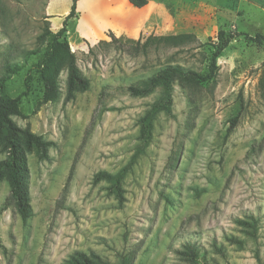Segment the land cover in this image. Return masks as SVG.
Returning a JSON list of instances; mask_svg holds the SVG:
<instances>
[{
	"label": "rangeland",
	"instance_id": "374dc122",
	"mask_svg": "<svg viewBox=\"0 0 264 264\" xmlns=\"http://www.w3.org/2000/svg\"><path fill=\"white\" fill-rule=\"evenodd\" d=\"M47 1L0 0V78L6 65L28 68L44 49L39 36L48 25ZM147 1L154 11L141 41L178 34L193 41L134 55L132 39L114 35L119 42L98 47L71 22L67 41L87 90L64 102L62 70L56 101L42 103L36 84L22 100L13 122L52 146L46 160L27 155L32 217L26 223L0 183V264H64L76 252L110 263L129 254L132 264H264V44L242 36H264V0ZM71 2H54L55 11ZM86 8L83 3L80 10ZM220 31L240 35L217 59L212 82L175 83L172 115L156 118L149 146L122 181L119 202L109 183L93 177L129 164L139 144L138 121L160 96L156 90L132 97L128 89L166 65L205 74ZM24 76H13L5 94H20ZM5 156L0 151V160ZM251 218L255 238L237 224ZM185 245L195 247L197 263L185 260Z\"/></svg>",
	"mask_w": 264,
	"mask_h": 264
},
{
	"label": "trees",
	"instance_id": "16d2710c",
	"mask_svg": "<svg viewBox=\"0 0 264 264\" xmlns=\"http://www.w3.org/2000/svg\"><path fill=\"white\" fill-rule=\"evenodd\" d=\"M71 1L70 11L64 18L61 28L56 32H52L48 23L39 36V40L44 42L45 46L42 51L34 54L36 61L28 68H25L22 64H8L5 66L4 74L0 78V151L6 154L5 158L0 160V183L4 182L8 186L11 200L22 223H26L32 217L28 187L27 155L34 153L39 160H46L48 149L52 146V143L45 141L41 136L35 135L28 129L19 128L12 118L21 116L20 107L22 100L30 95L34 84L38 85L41 89L42 103L56 101L60 92L59 74L62 70H65L67 73L64 102L72 101L77 93L83 92L88 88V80L78 70L76 57L70 51L67 41L69 22L78 19L77 3L79 0ZM127 2L137 9L144 7L148 3L147 0H127ZM238 35L240 34L224 31H220L217 34L205 74H198L178 65H166L157 70L152 77L143 81L139 86L128 89L132 97H145L156 90L160 91V96L138 121L139 144L129 164L114 175L106 172L95 174L93 177L95 183L99 181L109 183L119 202L123 200L122 181L131 170V166L145 153V150L149 146L156 118L160 114L166 116L172 115V96L175 83L193 86L212 82L217 74V59ZM106 36L110 41H99L97 43L98 47L119 42V39L111 32H107ZM242 36L246 41L256 46L264 44V36L261 34H256L253 37L245 34ZM192 41V35L178 34L158 37L148 36L144 41H141V38H139L135 41L130 40L129 43L131 44L133 54L139 55L146 54L151 47L176 48ZM23 71L25 76L23 78L21 93L16 97L6 95L5 90L11 85L12 77L19 75ZM237 121L238 116L229 121L230 125L227 128V134L232 132ZM237 224L245 229L247 236L256 237L255 219L237 221ZM232 242L236 245H241V242L238 240H233ZM213 248L217 254L223 255L221 248L215 244ZM181 253L185 256V260L198 262L197 258L199 254L195 247L185 245ZM132 260L133 257L131 255L125 254L120 256L116 263H110L94 254L86 255L82 252H76L64 264H132Z\"/></svg>",
	"mask_w": 264,
	"mask_h": 264
},
{
	"label": "crops",
	"instance_id": "0c3cea01",
	"mask_svg": "<svg viewBox=\"0 0 264 264\" xmlns=\"http://www.w3.org/2000/svg\"><path fill=\"white\" fill-rule=\"evenodd\" d=\"M56 1L58 0H48L45 7L46 20L52 32L61 28L71 7L70 3L64 12L58 13L53 4ZM83 3L87 4L84 13L80 10ZM153 11L154 5L151 3L137 9L123 0H79L77 3L78 19L73 23L80 25L81 31L77 33L90 44L105 41L107 32L115 36L138 40ZM55 18L57 22L53 25Z\"/></svg>",
	"mask_w": 264,
	"mask_h": 264
}]
</instances>
